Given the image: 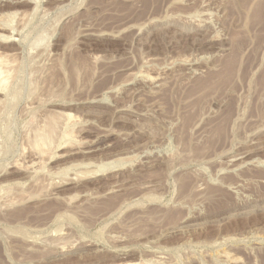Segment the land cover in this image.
<instances>
[{
  "label": "rangeland",
  "instance_id": "1",
  "mask_svg": "<svg viewBox=\"0 0 264 264\" xmlns=\"http://www.w3.org/2000/svg\"><path fill=\"white\" fill-rule=\"evenodd\" d=\"M0 60V264H264V0H0Z\"/></svg>",
  "mask_w": 264,
  "mask_h": 264
},
{
  "label": "bare ground",
  "instance_id": "2",
  "mask_svg": "<svg viewBox=\"0 0 264 264\" xmlns=\"http://www.w3.org/2000/svg\"><path fill=\"white\" fill-rule=\"evenodd\" d=\"M3 38V37H2ZM6 38V37H5ZM4 39V38H3ZM10 39V38H9ZM6 40V39H5ZM0 62H2L1 60H0ZM232 65V64H231ZM231 67V66H230ZM230 67H228L229 68V70H230ZM232 68V67H231ZM227 70V69H226ZM1 69H0V74H2L1 73ZM230 71H228L227 73H229ZM229 75V74H228ZM1 76V75H0ZM5 81V80H4ZM6 87V82H0V89L1 90H3L4 88ZM5 90V89H4ZM65 118V117H64ZM66 119L68 120V119H71V117H70V115H66ZM71 120H73V119H71ZM52 121V120H51ZM70 121V120H69ZM50 121H48V123H49ZM54 122V121H53ZM67 123V122H66ZM55 124V122L53 123V125ZM49 125V124H48ZM51 128L53 127L54 128V126H56V125H52V122H51ZM49 125V126H50ZM46 126V125H45ZM49 126H47V134H45V133H43V131H41L42 133H39L37 136H36V138H35V140H33V141H35V143L34 142H32L34 145V148H36L37 149V151L36 152H38V151H40L41 150V148H44V147H42L43 145H45V143H47L48 142V140L49 139H52V138H49V137H51L52 135L51 134H53V130L52 129H50V130H48L50 127ZM57 127H58V125H57ZM57 127H55V128H57ZM42 130H46V128L45 129H42ZM48 131H50V132H52L51 134H50V132L48 133ZM55 131V130H54ZM55 133H56V131H55ZM36 134V133H35ZM49 134V135H48ZM51 135V136H50ZM66 136H67V134H66ZM68 136H69V134H68ZM67 136V137H68ZM69 139V138H68ZM49 142H51L50 140H49ZM49 142H48V144H49ZM53 143V142H52ZM47 144V145H48ZM51 146V145H50ZM47 148V147H46ZM43 150V149H42ZM46 150V149H45ZM42 152H44V151H42ZM42 152H39V153H42ZM47 152V151H46ZM39 153H37V154H39Z\"/></svg>",
  "mask_w": 264,
  "mask_h": 264
}]
</instances>
